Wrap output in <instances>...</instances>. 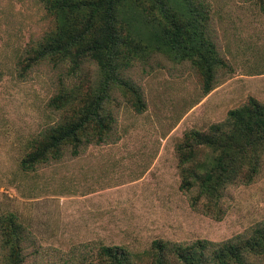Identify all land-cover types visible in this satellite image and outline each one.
Instances as JSON below:
<instances>
[{
    "label": "rangeland",
    "instance_id": "374dc122",
    "mask_svg": "<svg viewBox=\"0 0 264 264\" xmlns=\"http://www.w3.org/2000/svg\"><path fill=\"white\" fill-rule=\"evenodd\" d=\"M207 2L209 38L226 63L212 91L203 93L191 60L149 50L121 72L140 89L143 111L115 87L103 142H84L77 155L65 146L61 158L23 170L29 139L69 116L49 106L61 85L97 86L100 71L91 59L73 72L50 57L26 69L29 49L54 31L55 18L41 0H0V221L20 225L23 264H87L101 245L124 246L148 264L155 239L222 243L264 231V163L211 211L192 205L196 188H181L184 134L224 122L250 97L264 103V0ZM7 231L0 225V264H10ZM247 264H264V251L248 253Z\"/></svg>",
    "mask_w": 264,
    "mask_h": 264
},
{
    "label": "trees",
    "instance_id": "16d2710c",
    "mask_svg": "<svg viewBox=\"0 0 264 264\" xmlns=\"http://www.w3.org/2000/svg\"><path fill=\"white\" fill-rule=\"evenodd\" d=\"M41 1L55 18L56 27L42 43L29 49L33 54L27 57L26 69L50 57L55 63L67 61L75 72L83 60L91 59L99 67L100 78L97 86L87 88L61 85L49 106L67 110L69 116L29 139L19 162L23 170L61 158L65 146L70 145L77 155L84 142H103L112 122L105 103L115 87L129 96L137 111H143L140 89L121 72L147 51L191 60L201 75L204 94L214 89L216 72L226 65L209 38L211 8L207 0ZM177 152L181 188H196L192 205L211 211L228 186L250 183L262 170L264 103L250 97L244 105L230 109L224 122L212 124L206 131L186 132ZM0 225L3 230L9 228L4 234L9 236L5 243L9 263L23 264L20 225L12 217ZM258 232V236L222 243L155 239L144 254L150 258L148 264H247L248 253L264 251V231ZM140 256L124 246L101 245L95 262L87 264H138Z\"/></svg>",
    "mask_w": 264,
    "mask_h": 264
}]
</instances>
